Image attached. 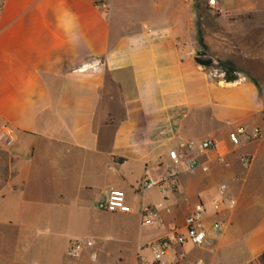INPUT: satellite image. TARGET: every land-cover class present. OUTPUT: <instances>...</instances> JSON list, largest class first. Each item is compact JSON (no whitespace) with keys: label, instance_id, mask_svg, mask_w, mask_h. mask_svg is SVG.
<instances>
[{"label":"crops","instance_id":"crops-1","mask_svg":"<svg viewBox=\"0 0 264 264\" xmlns=\"http://www.w3.org/2000/svg\"><path fill=\"white\" fill-rule=\"evenodd\" d=\"M0 3V133L13 137L0 146V264H152L147 245L199 203L206 242L166 263L264 264V0ZM199 49L237 77L199 66ZM239 127L262 137L232 144ZM204 139L217 147L176 166V191L140 188L173 169L180 141ZM112 189L129 212L98 208ZM146 206L157 218L144 223Z\"/></svg>","mask_w":264,"mask_h":264},{"label":"built area","instance_id":"built-area-1","mask_svg":"<svg viewBox=\"0 0 264 264\" xmlns=\"http://www.w3.org/2000/svg\"><path fill=\"white\" fill-rule=\"evenodd\" d=\"M209 5H215V0H208ZM2 3H0V10ZM250 137L252 139H260L262 134L259 131H255L252 135L248 136L246 130L239 127L233 134L230 135L229 141L232 144H238L240 136ZM13 141L12 132L10 130L0 133V146H9ZM217 141L212 139H204L201 141H180L177 145L176 151L173 153V162L175 166L170 170L167 175L161 176L157 180L145 177L141 183L140 188L142 190H148L153 187H158L160 192L167 194L177 190V170L176 166L180 163L187 171H193L198 165L197 157L203 154L209 149L217 147ZM241 161L244 165H248L251 161L250 157H242ZM224 186H221V190ZM230 201V199H229ZM224 205L223 199H217L212 203V209L215 213L219 212ZM160 206V205H159ZM98 208L108 212H129L130 207L125 202V194L122 190L112 189L106 193V198L98 203ZM156 206H146L141 209L140 214L144 223L152 222L157 218ZM206 214V208L203 204H197L193 211L186 217L184 229L181 230L176 227H172L167 236H164L150 244L147 248L153 254L152 264H168L165 262V257L173 249L174 246H182L186 243H191L196 246H201L206 242L207 230L202 225L203 218ZM222 226L219 223H215L212 226V231L221 230ZM83 245L91 247L93 242L86 240L84 243L80 241L74 242L69 249V253L78 254ZM96 253L92 254L93 258H96ZM141 260V258H140Z\"/></svg>","mask_w":264,"mask_h":264},{"label":"rangeland","instance_id":"rangeland-1","mask_svg":"<svg viewBox=\"0 0 264 264\" xmlns=\"http://www.w3.org/2000/svg\"><path fill=\"white\" fill-rule=\"evenodd\" d=\"M221 21V20H220ZM201 48H204V43ZM218 73H222L224 78L233 79L236 78L240 70L236 69L233 65L224 63H215L212 67Z\"/></svg>","mask_w":264,"mask_h":264},{"label":"water","instance_id":"water-1","mask_svg":"<svg viewBox=\"0 0 264 264\" xmlns=\"http://www.w3.org/2000/svg\"><path fill=\"white\" fill-rule=\"evenodd\" d=\"M194 60L199 66L206 69H211L215 64L214 59L209 56L204 49L196 51Z\"/></svg>","mask_w":264,"mask_h":264},{"label":"trees","instance_id":"trees-1","mask_svg":"<svg viewBox=\"0 0 264 264\" xmlns=\"http://www.w3.org/2000/svg\"><path fill=\"white\" fill-rule=\"evenodd\" d=\"M199 43L201 46H203V41H202V38L200 36H199ZM229 80H231V79H229Z\"/></svg>","mask_w":264,"mask_h":264}]
</instances>
